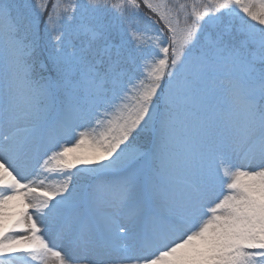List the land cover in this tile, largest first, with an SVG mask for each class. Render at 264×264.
Listing matches in <instances>:
<instances>
[{
  "label": "snow or ice",
  "instance_id": "obj_1",
  "mask_svg": "<svg viewBox=\"0 0 264 264\" xmlns=\"http://www.w3.org/2000/svg\"><path fill=\"white\" fill-rule=\"evenodd\" d=\"M0 264H264V0H0Z\"/></svg>",
  "mask_w": 264,
  "mask_h": 264
},
{
  "label": "rangeland",
  "instance_id": "obj_2",
  "mask_svg": "<svg viewBox=\"0 0 264 264\" xmlns=\"http://www.w3.org/2000/svg\"><path fill=\"white\" fill-rule=\"evenodd\" d=\"M172 2H175V0H172Z\"/></svg>",
  "mask_w": 264,
  "mask_h": 264
}]
</instances>
